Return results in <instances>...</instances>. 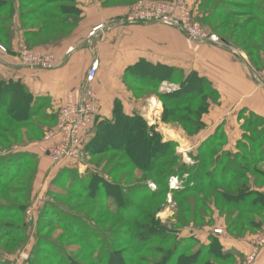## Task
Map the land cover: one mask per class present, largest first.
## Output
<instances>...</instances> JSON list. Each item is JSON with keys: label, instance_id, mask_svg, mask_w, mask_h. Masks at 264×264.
I'll return each instance as SVG.
<instances>
[{"label": "rangeland", "instance_id": "374dc122", "mask_svg": "<svg viewBox=\"0 0 264 264\" xmlns=\"http://www.w3.org/2000/svg\"><path fill=\"white\" fill-rule=\"evenodd\" d=\"M136 1L130 3L128 7ZM224 1L213 0L211 3L205 1L197 13L201 24L210 33L220 38H222L221 36L227 38L229 40L228 46L231 48L239 52H243V48H246L244 51L247 54L251 52L253 56L261 55L264 58V27L262 26V21L264 22V0H234L241 4H247L245 6H232L231 2L227 5L226 1L229 0ZM64 2L68 3L69 0H26L25 5L20 0H14L15 13L12 11V7L0 11V30L12 40L21 32L19 27L33 29L35 32L27 31L25 38L20 40L19 44L24 43L31 50L47 51L41 47L49 46L60 37L68 36L72 31L74 21H70V26L65 28L58 24L55 27L51 26V23L53 24L64 15L59 11H54L53 6H59ZM219 3L227 5L225 10L228 15L226 17L217 14L214 19H211L209 14L212 12L213 6ZM11 11L14 14L11 16L12 21L7 23L8 28L6 29L4 20L8 19L4 17H8ZM16 14L19 16L15 17ZM21 16H27L28 19ZM16 18H19V26ZM238 25H244L246 28L243 30ZM53 28L60 31L61 36L54 32L55 36L53 37ZM38 29L40 30L38 31ZM1 32L0 42L2 43L0 44L6 46L4 44L6 41L3 40ZM251 32L255 34L251 36ZM47 36H49L48 39H46ZM251 46L254 48L250 49ZM247 63L251 67L253 79L256 80L254 73L260 74L264 68L259 69L250 61ZM149 74L152 79L149 80L151 84H145L141 78H136L137 83L132 82L131 77H129L124 90L129 91L139 103L138 111L133 112L132 116H139L147 127H158V130L165 132L164 134L168 138L163 141L172 143L170 148L165 149L163 159L165 165L159 166L151 174L144 171L147 168L144 163L145 161L149 162L151 156L145 153L147 150L142 152V148L147 147L141 141L143 135L138 134L140 129L137 122L130 124L131 128H135L134 130H123L120 142L128 143L125 151H122L120 146L106 150L111 146L110 142L101 143V146H94L91 151L86 148L74 162L61 163L59 171L56 170L57 173H53L51 177L50 170L53 168V164L51 166V163H42L40 160L37 163L34 156L28 151L26 152L24 146L33 143H45L43 140L46 134L57 124V115L60 109L58 103L53 104L47 97H36L33 98L32 109L37 112L35 117H28L27 114L30 111L25 104L13 112L18 121L12 117H5L0 121V180L8 179L10 176L18 174V171L20 172L18 177L12 178L9 185L0 187V264H126L130 258L127 249H132L134 246V251H136V247L140 243L136 237L135 222L143 218L137 219L136 215L131 217L128 213L131 209L130 205L121 207V204H126V200L129 198L136 200L137 197L144 195L143 190L145 192L149 191L150 188L155 190L158 188L157 182H161L160 188H164L168 183L166 178L171 180L174 176L178 182L174 184V187L170 184V189L169 191L166 190L165 195L163 194L144 204L140 203L141 206L152 204L153 207H158L155 213V219H157L154 224L155 232L165 228L170 236L168 243L161 244L154 241L145 248L146 251L156 248L168 250L172 245L181 244L185 241L186 244L195 247L194 251L191 252H196L200 246L207 243L206 238L216 234L214 233L215 228L223 229L221 234L226 232L227 236L228 234L234 236L254 235L253 245L264 240V228L245 226L244 220L248 215H244L243 219H237L238 212L232 207L225 205L222 200L215 201L212 188L201 190L199 188L201 181L222 180L226 174L229 176V173L232 174V172L239 176L242 171L232 169L234 165L230 160L234 158L239 170L244 168L243 157L247 156L250 157L247 164H249L251 174L257 169L264 171V161L253 162L254 156L260 155L261 159H264V151H261L264 148V137L260 141L256 140L255 144L248 139L249 146L246 149H241L240 156L223 153L220 144H216L218 142L216 140L211 145V149L215 150L217 155L207 154L208 159L205 161L203 156L206 154L201 152L200 147L189 148V150V145H181V142L184 143V141L180 139L177 131L179 128H183L189 135L195 134L196 126L194 123L196 120L193 115L197 114L198 106L204 100L201 96L194 101L188 97L192 96L195 86L207 88L206 85L191 82V79L187 78L188 74L179 69L165 70L159 68L144 71V75ZM188 79L190 80L189 83H187ZM259 84L263 85L264 83L259 82ZM183 86L188 97L180 107L167 109L166 113L169 116L163 120L165 107L162 99ZM94 89L99 94L98 91L100 90H97L95 85ZM207 92L209 93V90ZM208 93L207 97L216 100V96ZM180 96V94L174 95L176 99L181 98ZM154 98L159 101V108L150 113L148 100ZM62 102L63 99H61L60 104ZM12 103L14 100H11ZM179 117L187 118L189 121L185 122ZM21 118H24V122L30 128L19 127ZM247 118L254 123L248 128L251 134L256 135L258 131H264V121L255 119L252 115H247ZM168 132L173 134L170 135ZM137 138H139L137 141L139 147L135 146V139ZM45 145L46 147L49 146L48 143ZM165 150L163 149V152ZM51 159L55 163L54 159ZM202 160L207 167L204 171L200 167V164L203 163ZM220 162H222V166L219 165ZM228 163L234 170L229 171V173L226 170ZM216 166L218 168L214 170ZM186 171H189L191 175L188 176V174L183 173ZM42 173L43 175H41ZM45 173L47 174L46 178ZM146 174L152 180L144 179ZM49 178L51 181L46 184V179ZM245 178L242 177L240 180L243 182ZM96 179V186L90 190L91 180L95 185L94 180ZM99 179L106 180L114 189L101 187V184H98ZM257 182L260 185L264 180L257 178ZM238 184L236 183L226 190L233 192L238 188ZM245 184L250 185L249 182ZM179 188H197L199 190L191 191L190 189L185 194L174 195L173 190H180ZM245 192L247 195L246 188ZM40 194L41 197L37 202L35 199ZM251 198L254 199L255 196ZM251 198H248L249 201L246 202L248 207L253 200ZM240 200H243V197ZM114 202H119V204L114 205ZM180 205L183 206V211H181ZM132 211L134 212V210ZM261 212L258 210L249 218L256 220V223H261L259 219ZM229 224L235 225L229 228ZM220 237L225 242L226 237ZM201 241L204 242L201 243ZM126 250L127 252H125ZM146 251L137 253L134 257L148 262L160 260L161 264H165V260L161 256L149 255L150 253ZM213 262L221 264L220 262ZM141 264L145 263L142 262Z\"/></svg>", "mask_w": 264, "mask_h": 264}, {"label": "crops", "instance_id": "0c3cea01", "mask_svg": "<svg viewBox=\"0 0 264 264\" xmlns=\"http://www.w3.org/2000/svg\"><path fill=\"white\" fill-rule=\"evenodd\" d=\"M134 1L136 0H74L80 15L71 33L60 37L49 46L41 47L52 51L61 59V64L51 70L30 68L20 62L19 41L25 38L27 31H35L19 27L21 32L18 36L15 32L17 37L14 36L11 40L9 53L0 56V78L7 83H20L34 98L47 97L53 104L57 102L59 107L61 99L83 82L92 62L98 59L99 72L94 85L100 90L101 119H110L117 100L121 102L126 114L132 115L138 111L139 103L124 88L127 84V68L141 59L169 69L183 70L187 74L195 72L216 92V100L209 98L208 110L201 118L203 127L193 136L179 128L177 133L184 141L181 145H189L188 149L206 148L211 144L207 140L218 137L216 143L220 144L222 152L236 154L245 145L249 146L247 115L264 121V84L253 79L251 67L247 63L250 61L249 55L244 50L239 52L231 48L221 38L220 44H202L196 47L197 43H193L183 32L171 26L124 23L122 14ZM187 1L195 8L196 14L199 13L203 0ZM16 20L19 26V18ZM101 23L107 24L108 29L98 37L89 38L92 28ZM158 102L155 98L148 100L150 113ZM156 130L161 133L163 140L168 139L165 132L158 130V127ZM24 147L37 163L40 160L42 163H51V166L53 164L51 177L53 173H57L60 165L55 166L51 161L46 153L45 143H33ZM46 175L45 173V178ZM249 176L252 178L253 189L264 193V182L258 185L252 175ZM46 180L47 184L51 178ZM40 197L41 194L35 200L38 202ZM225 234L226 232L216 235L226 250L234 252L237 262L235 264H238L250 252L254 235L233 237ZM220 236L226 237L225 242ZM209 239L210 237L206 238L207 243ZM254 264H264V249L260 251Z\"/></svg>", "mask_w": 264, "mask_h": 264}, {"label": "trees", "instance_id": "16d2710c", "mask_svg": "<svg viewBox=\"0 0 264 264\" xmlns=\"http://www.w3.org/2000/svg\"><path fill=\"white\" fill-rule=\"evenodd\" d=\"M19 1V0H18ZM58 1V0H57ZM60 1V0H59ZM207 3H211L213 2V0H203L202 5L204 2ZM224 1V0H223ZM1 6H0V11H2L3 9H7L12 7V11L15 13L16 10L14 9V0H2L0 1ZM20 2H22L23 5L26 4V0H20ZM225 2V1H224ZM227 5H229V2L232 3V6H236V5H240V6H245L247 4H241L239 2H235L234 0H229L226 1ZM227 5L223 4V3H219L216 6H213L212 12L209 14V16L211 17V19H214L215 16L218 15H222V16H226L228 15V13L226 12L225 9H227ZM53 10L54 11H59V13L64 14L63 16H61L60 18H58L53 24L51 23V26H56L58 25H62L64 28L66 26H70V21H74V25L75 22L77 21L76 19L79 17L80 15V10L79 8L76 6V3L74 2V0H69L68 3H62L59 6H53ZM9 14L8 17H4L8 20H4L6 22V29L8 28V22H11V16L14 14ZM19 14V12H18ZM27 15V14H24ZM24 19H28L27 16H21ZM10 18V19H9ZM262 26L264 27V22L262 21ZM240 27L243 28V30L246 28V26H242V25H238ZM25 28V27H24ZM40 29H38L39 31ZM1 32V30H0ZM54 32L57 35H60V31L56 30V28H53L52 31V35L53 37ZM33 34V33H31ZM254 32H251V36L254 35ZM2 38L4 41H6V46L9 49L11 47V40L10 37L6 34L3 33V31L1 32ZM61 36V35H60ZM226 43L229 44V40L223 36H221ZM49 36L46 37V39H48ZM2 43V42H0ZM254 47H256V45H254ZM254 47L251 46L250 49H253ZM243 48V47H242ZM243 50H246V48H243ZM249 58H250V62L256 66L259 69H263L264 68V58L263 56H253V53H248ZM159 68H164L165 70H173L166 68L163 65H154L151 62H148L144 59H141L139 62H137L135 65L130 66L129 68H127L126 70V75H127V82H128V78L131 77V81L132 82H138L136 80L141 78L143 79V82L145 81V84L149 85L151 83H149V80H152L149 75H144V71L148 70V69H152V70H157ZM139 75V76H136ZM187 78L191 79V82L193 83H204L206 85L207 88H198L194 87V91L192 93L191 97H188L185 94V85L183 87H181L179 90H176L172 93H170L168 96H166L163 100L164 103V112H163V120H166L167 117L169 116L168 113H166V110L171 108H178L182 105V102H184V100L186 99V97H188V99H190L191 101H194V99H199L200 96L203 97V103H201L198 106V112L197 114L193 115L194 119L196 120V123H194V125L196 126V130L195 133L197 131H199L202 127H203V123L201 121L202 115L207 112L208 107H209V97H207V91L209 90L208 94H211L212 96L216 94V92L211 88V86L208 84V82L202 78L199 77L195 72H191L188 74ZM188 79L187 83L190 82V80ZM188 88V87H187ZM191 93V92H190ZM180 94L181 98L176 99L174 97V95ZM191 95V94H190ZM33 95L25 88V86H23L20 83H7L5 81H3L0 78V121H2L5 117H12L15 120L18 121V119L15 117V115L13 114V112L17 111L18 109L22 108V105H27L26 107H28L29 114L28 117L32 118L35 117L37 115V112L33 111ZM11 100H14V103L11 104ZM186 111V109H185ZM168 112V111H167ZM170 112V111H169ZM168 114V115H167ZM253 116V115H252ZM255 119H259L261 121H263L261 118L253 116ZM181 118L183 121H189L187 118L184 117H179ZM137 122L138 126H139V132L138 134L143 135L141 138L142 142L145 143L147 148H142V152H145L146 150V154H149L151 156V160L148 162L145 161L144 165H147V168L144 171L149 172L150 174L153 173L156 169H158L159 166H163L165 164H163L164 162V156H165V152L168 148L171 147L172 143L170 142H164L162 135L156 130V127L154 128L153 126H149L147 127L145 125V123L141 120V118L137 115H129L126 114L123 109H122V105L121 102L119 100H117L115 102V106H114V111H113V116L112 118L108 119V118H102L100 120L97 121L92 134L86 144V148H88V150L91 151L92 148H94V146H101V143H105V142H110L111 146L109 148H107L106 150L110 149V148H115V147H119L121 148L122 151H125V149H127V145L128 143H121L120 140L123 136V130H127V131H132L135 128H131L130 124ZM249 122V126L248 128H250L252 125H254L253 121H250L248 119ZM192 123V122H191ZM193 124V123H192ZM23 127L25 129L30 128V126H28V124H26L24 122V118H21L19 120V127ZM112 133V134H111ZM128 136V135H126ZM125 136V137H126ZM264 137V131L260 130L258 131V133H256V135L249 134L247 140L249 139L253 144L256 143V140H261ZM215 138V137H214ZM209 139L207 140L208 142H210L211 144L209 146H207L206 148H200L201 152L206 154L205 156H203V159H205V161H207L208 157L207 154H210L212 156H216V152H214L215 150L211 149V145H213L216 140L218 139V137H216L215 139ZM139 138L135 139L136 147H139V143H137V141ZM128 140V137H127ZM130 141V140H129ZM128 141V142H129ZM126 142V141H125ZM130 143V142H129ZM217 144V143H216ZM249 145V144H248ZM217 147V146H216ZM246 145L244 147V149H246ZM163 149L165 150L163 152ZM162 150V151H161ZM102 151V150H101ZM261 151H264V148H262ZM207 152V153H206ZM252 152H254V150L252 149ZM227 155H235V156H240L239 153H242V150H240L239 153L236 154H232V153H226L223 152ZM250 159V157L244 156L243 157V162L245 163V165L243 166L244 168H241L239 170L238 165H237V161L235 160V158L233 160H230L232 163L233 168L232 169H237V171H242L240 173V175H236L235 172L233 174H230L229 171H234L231 169V167L228 165L226 166V170L229 173V176H227L222 180H210L208 182H204L201 181L200 182V190L201 189H207V188H212L213 189V195L215 198V201L218 200H222L223 203L229 207H232L236 212H238V217L237 219L244 218V215H248L245 217V226H247L248 228H256L258 227L259 229L264 228V224H262V222H264V193L255 191L253 189V187L251 186L252 184V178L249 176L251 174V171L249 170V164L248 160ZM255 163H259L260 161H264V159H261V156H254V160ZM203 163L200 164L201 170H206V164L204 162V160H202ZM219 165L222 166V162L219 163ZM139 166V165H138ZM141 166V165H140ZM229 166V167H228ZM218 166H216L214 168V170H217ZM144 169V168H142ZM213 170V171H214ZM184 174H190L189 171L183 172ZM255 173V174H254ZM252 175V177L256 180L257 182V178H260V180H264V171L257 169V171H255ZM20 174V172L18 171V174H14L13 176H10L8 179L5 178L3 180H0V187H6V185L10 184V181L12 180V178L18 177ZM246 176V178H245ZM242 177L245 178V181H241L240 179H242ZM144 179H149L152 180L151 177H149L147 174L146 176L144 175ZM99 183L101 184V187L106 188H113L114 187L112 185H110L109 182H107L106 180L103 179H99ZM244 180V179H243ZM254 180V183L256 184ZM9 181V182H7ZM95 181V185H93V180H91V187L90 190H92L93 187L96 186V182L97 179L94 180ZM166 181H168V183L166 184V186L164 188H160L162 183L161 182H157V186L158 188H156L155 190L150 188L149 191L145 192V190H143V192L145 193L144 195H141L139 197H137L136 200H134V198H129L132 200H126V204H121L122 206L128 207L127 205H130L129 207H131L130 211L128 212L129 215L132 217L134 215H136V218L138 219L139 217H142L143 219L141 220H136L135 222V226H136V234H137V238L140 240V243L138 244V246L136 247L137 250L134 251L135 247L132 246L133 248H129L127 249L130 255V258L126 261V264H141L142 262H144L145 264H161L160 260H155L153 262H148L147 260H143V259H139V258H135V254L137 253H142L143 251L145 252V248L152 242L154 241H158L161 244H166L169 241V235L166 232V229H160L159 231L155 232V227L154 224L156 223L157 219H155V213L158 210V207H153L152 204H150L149 206H141L140 203H146L149 200L155 199L157 197H160L161 195H165V192H167L166 190L169 191L170 189V179L166 178ZM249 182L250 185L248 186V184L246 185L245 183ZM236 183H239L238 188L233 191L230 192L228 190H226L227 188H230L232 185H235ZM257 185V184H256ZM247 186V187H246ZM251 186V187H250ZM198 188V187H197ZM193 189L190 188L191 191H198L199 189ZM245 188L248 191L247 195L245 192ZM249 188H251V191H249ZM180 189V188H179ZM190 189L188 188H184V189H180V190H173L174 195H182L185 194L186 192L190 191ZM80 196V195H79ZM255 198H251L254 197ZM243 197V200H240V198ZM248 198L253 199L252 202L250 203V206L248 207L246 205V202L249 201ZM243 201V202H241ZM95 203V202H92ZM117 205L119 204V202H116ZM114 202V205L116 204ZM137 203V204H135ZM113 207V205H112ZM21 209V206H20ZM24 209V208H23ZM180 209L181 211H183V206L180 205ZM134 210V212L132 211ZM260 210L262 211L261 214L259 215V219L261 221V223H256V220L254 219H250L249 217H251L252 215L256 214V212ZM134 213V214H132ZM203 220V219H202ZM153 224V225H152ZM235 224H229V228H232ZM162 227V226H161ZM244 228V227H243ZM242 228V229H243ZM233 237H241L240 235H232ZM197 240V238H195ZM201 244V243H200ZM199 247V246H198ZM195 247H192L191 245L186 244L185 241L181 242V244H174L172 245L168 250L164 249V248H156L151 249V250H147L146 252L150 253L149 255H153V256H161L164 260H165V264H215L213 261L215 262H220L221 264H235L236 263V258H235V254L234 252H232L231 250H226L223 246V244L221 243L220 239L217 237L216 234L212 235L209 239V243L207 245L203 244V246L199 247V250L196 252H191L192 250L194 251ZM127 250L125 252H127ZM145 259V257H144ZM148 259V258H147Z\"/></svg>", "mask_w": 264, "mask_h": 264}, {"label": "built area", "instance_id": "2783aa9c", "mask_svg": "<svg viewBox=\"0 0 264 264\" xmlns=\"http://www.w3.org/2000/svg\"><path fill=\"white\" fill-rule=\"evenodd\" d=\"M122 21L128 24L155 23L171 26L183 32L189 40L198 45L220 44V37L212 34L199 21L195 8L187 0H137L123 14ZM107 24L93 27L88 37H98L107 30ZM9 53L8 48L0 44V56ZM20 62L30 68L51 70L61 64L54 53L43 50H31L27 45H18ZM99 72V60L92 62L83 82L72 88L64 96L58 111L57 124L45 136L48 143L46 153L54 159L55 166L77 160L84 152L86 144L98 120L102 116V102L94 89ZM256 80L264 83V71L255 74ZM150 106V105H149ZM178 182L174 176L170 184ZM214 233L221 234L223 229L215 228ZM264 249V240L252 245L250 252L240 264H254L260 251Z\"/></svg>", "mask_w": 264, "mask_h": 264}, {"label": "bare ground", "instance_id": "6f19581e", "mask_svg": "<svg viewBox=\"0 0 264 264\" xmlns=\"http://www.w3.org/2000/svg\"><path fill=\"white\" fill-rule=\"evenodd\" d=\"M159 106H158V104H157V106L154 108V109H156V108H158ZM153 109V108H152ZM153 109V110H154ZM149 111H151V106H150V110ZM168 134H170V135H172L173 133L172 132H168ZM177 136V135H176Z\"/></svg>", "mask_w": 264, "mask_h": 264}]
</instances>
